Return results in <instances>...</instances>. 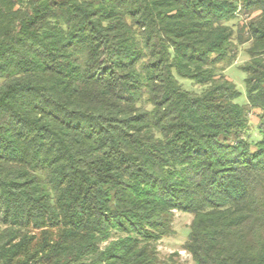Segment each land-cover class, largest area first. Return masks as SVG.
Returning a JSON list of instances; mask_svg holds the SVG:
<instances>
[{
	"label": "trees",
	"instance_id": "trees-1",
	"mask_svg": "<svg viewBox=\"0 0 264 264\" xmlns=\"http://www.w3.org/2000/svg\"><path fill=\"white\" fill-rule=\"evenodd\" d=\"M175 213L264 264V0H0V264H186Z\"/></svg>",
	"mask_w": 264,
	"mask_h": 264
},
{
	"label": "rangeland",
	"instance_id": "rangeland-1",
	"mask_svg": "<svg viewBox=\"0 0 264 264\" xmlns=\"http://www.w3.org/2000/svg\"><path fill=\"white\" fill-rule=\"evenodd\" d=\"M247 48L243 46L239 48L238 57L231 67L227 68L225 71L226 77L235 85L236 89L241 93L240 98L237 100V103H245V88H244V79L245 74L239 69V66L244 64L247 61L246 54L244 49ZM179 83L186 90L199 89L193 83L186 80H178ZM257 122V119L254 115L250 116V128L253 136H256L254 132V125ZM191 222V217L189 215L175 213L173 221V234L170 237L163 238L158 244L157 249L161 256H167L173 252H178L181 260L186 264H191L189 256L181 250L182 245L186 241L188 234V227Z\"/></svg>",
	"mask_w": 264,
	"mask_h": 264
}]
</instances>
